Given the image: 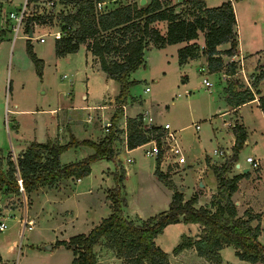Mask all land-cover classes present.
<instances>
[{"label":"rangeland","instance_id":"obj_1","mask_svg":"<svg viewBox=\"0 0 264 264\" xmlns=\"http://www.w3.org/2000/svg\"><path fill=\"white\" fill-rule=\"evenodd\" d=\"M19 1L2 0L0 3V31H2V44L0 45L1 152H6L4 156L7 154L17 156L15 151L20 145L27 146L35 140L45 141L48 136H56L60 128L67 131V122L72 123L74 120H78L79 124L75 122L77 127L71 124L75 135L68 129L67 138H64L66 135H63L64 139L60 140L61 134L58 133L55 140H51L63 144L71 137L74 140L78 138L95 142L108 137L109 133L107 136L101 137L105 134V130H101V126L98 125L104 124L106 118L111 116V109L89 110L82 106L102 104L107 101L108 93L118 92V82L107 78L101 70L91 72L92 68H89L85 61L86 52L83 46L76 52L62 57H57L55 54V39L50 31L59 29L62 24L60 19L55 17L61 12L74 11V6L69 3L59 5L58 0H53V9H48L49 0H36L39 14L51 12L53 20L36 24L32 37H27L23 29H20L18 35L15 36L10 21L2 23L3 11L6 13L15 9V5ZM133 1L139 3V0H110L100 3L98 9L109 10L117 5ZM184 16L191 17L192 14L185 13ZM42 35L46 38L43 42L39 40ZM29 46L31 52L28 51ZM112 53L108 56H112ZM95 58L99 62L98 57L95 56ZM225 58L228 59L229 56H225ZM35 59L39 62V67ZM167 62L161 52L151 50L147 54L146 65L142 64L134 70L132 77L136 82L129 87L126 114L131 115L147 108L158 122L164 123L165 120H168L172 124L175 132L172 140L173 163L175 165L167 167L163 164L160 168L163 169V172H167L171 178L173 177L178 186H184L186 195L190 196L194 186L199 185L202 181L205 182V179L211 186L216 184L213 170L206 165L205 157L210 153L213 159H222V157L214 155L212 150L218 148L226 152L228 144L213 138L209 120L204 118L207 115L206 104L210 94L218 95V93L210 92L202 85V74L197 70L196 63L191 65V84L195 92L192 104L196 107L195 110H192L186 100L181 102L182 97H177L176 92L182 87L180 75L176 72V66L171 63L167 66ZM248 65V62L244 63L246 73L250 71ZM39 68L42 75L38 74ZM206 73L207 78L213 82L212 91L217 90L219 85H223L222 72ZM65 74L66 76H64ZM146 85L150 86L149 91L144 90ZM135 96L137 100L133 101ZM173 99L174 102H171ZM89 112L92 115L98 112L99 118L89 121ZM74 114L75 119L72 118ZM70 115L71 117H69ZM177 115L179 121L177 119L175 122L173 116ZM121 119L122 121L125 119L123 113L118 121ZM196 123L200 124V129L195 128ZM217 125L222 129V132H225L221 118L217 119ZM80 145L90 146L88 144ZM148 145L138 147L133 151L123 148L117 156L101 157L92 161L90 175L84 177L81 182L67 181L61 188L47 191L39 188L34 192L31 207L28 205L24 193L20 196L1 194L0 220L5 219L7 226L4 230H0V240L3 236L11 234L12 238L16 237L19 240L20 247L22 246L24 250L22 252L18 249L14 256L11 254V259L17 264L19 262V264H59L58 255L61 251H55L52 254L46 253V246L51 245L52 247L50 242L57 237V234L59 237L68 238L76 234V231H86L84 230L86 224L83 225V220L88 208L90 214L97 210L98 212L104 211L103 215L108 214L107 190L116 186V172L121 167L124 169V188L121 190L125 198L122 207L124 214L146 218L158 214L164 209L167 210L171 190L155 174L157 161L145 153ZM262 148H264L263 145ZM91 149L94 151L93 147ZM116 149L119 150L120 147ZM113 150L115 152L114 148ZM64 151L61 154L62 161L89 155L86 152H81L78 148L75 150V148L69 147ZM248 154H252V156L254 154L252 144L242 146L237 152V162L240 163L241 169L251 167L250 163L246 161ZM129 157L133 159L132 162L128 161ZM4 166L6 168V165ZM253 170L254 168H252ZM67 208L73 209V213H66ZM27 213L29 217L35 219L34 227L29 229L27 224L25 231L20 233ZM18 218H21L20 222L23 225L18 222ZM70 218L74 222H71ZM72 223L76 225L74 228L71 226ZM62 224H64V227L61 228L62 232L57 231ZM195 231L193 226L186 227L184 231L179 232L175 242L176 236H172L170 229L160 233L162 235L159 237L160 242L165 247H171L170 253H168L171 254V264H201L203 262L196 251L190 250L178 254L173 252L174 247L180 242L182 234L185 232L190 234ZM33 239L38 247H43L41 250L32 249L35 244L29 242ZM258 239L264 244V233ZM54 246L57 247V245ZM64 255L65 253L62 256L64 257ZM220 255V264H253L237 257L233 246L222 248ZM258 264L263 263L258 262Z\"/></svg>","mask_w":264,"mask_h":264},{"label":"trees","instance_id":"obj_2","mask_svg":"<svg viewBox=\"0 0 264 264\" xmlns=\"http://www.w3.org/2000/svg\"><path fill=\"white\" fill-rule=\"evenodd\" d=\"M35 1V0H34ZM74 6V11L61 12L56 18L62 22V35L55 39L57 55L77 51L81 43L97 56L101 69L120 84L116 96V110L111 117L109 136L101 141L75 140L71 137L66 143L52 140L45 142L32 141L20 152L16 161L11 154L2 155L0 150V195L24 193L28 205L32 194L41 186H52L61 178H82L91 171L92 161L101 157H114L113 141L119 137L116 123L123 113V104L127 102L129 87L136 82L130 79V73L144 64V49L153 44L163 47L166 44L187 41L178 50L179 63L203 53L207 56L209 69L212 71L226 68L228 74L235 72V64L224 62L223 56L236 54L238 45L237 20L233 8V0L223 1L216 6H207L203 0H183L173 4L171 0H148L144 5L133 1L120 4L109 10H100L98 5L110 0H61ZM191 13V17L184 16ZM52 14H34L29 16V23H47L52 21ZM156 20L167 21V31L162 34L153 26ZM204 32L205 42L200 46L189 42ZM2 31H0L1 42ZM228 42L229 47L219 49L218 46ZM28 51L31 52L30 46ZM113 52V53H112ZM112 53V56H108ZM37 66L39 62L35 59ZM41 75V69H38ZM251 85L257 86L264 79V63L258 64L251 74ZM238 80L233 78L225 88L227 101L231 105H239L254 97L249 87L238 89ZM259 105L264 112V95L259 98ZM141 115L127 118V146L137 147L150 138L142 129ZM158 135L164 133L161 126H154ZM234 152L229 161L222 166H214L218 187L210 206L197 207V194L189 199L175 185L171 176L163 172L156 159L155 174L172 189L169 208L145 219H131L123 212L125 198L122 195L124 169L116 172V186L109 188L111 213L102 218L87 233H80L68 239H58L55 245H64L73 251L74 258L70 264H99L93 246L105 238L106 245L113 249L116 256L128 264H171L168 253L155 241L169 223L179 221L195 222L202 226L197 236L182 234L180 242L173 252L179 253L185 248L194 247L199 256L205 257L208 264H220V249L224 245H233L240 259L251 263L264 264V244L258 237L261 231L260 214L245 210L243 216L237 215V207L232 199L238 187V181L248 172L225 175L231 163L237 158L236 152L244 145L247 132L241 123H234ZM88 144L94 153L76 161L62 163L61 153L72 146ZM6 165V168H4ZM19 179L23 190H20ZM256 219L258 222L252 224ZM0 264H3L0 256Z\"/></svg>","mask_w":264,"mask_h":264},{"label":"crops","instance_id":"obj_3","mask_svg":"<svg viewBox=\"0 0 264 264\" xmlns=\"http://www.w3.org/2000/svg\"><path fill=\"white\" fill-rule=\"evenodd\" d=\"M10 1H17V0H10ZM182 1L183 0H171V2L173 4L180 3ZM203 1L207 6L211 7V6L219 5L223 1H226V0H203ZM1 2H2V0H0V3ZM58 2H59V5L65 4V2H63L61 0H58ZM233 8H234L235 15H236L237 31H238V45H237V51H236V58L242 59L243 67H244V63L246 64L248 62L249 63L248 69L250 70L247 73L245 71V68H244V73H242L239 70V72L237 73V76L235 77L239 83L237 86L238 89H243L246 86L249 87V83H250L249 77L252 74V72L256 71L258 64L264 63V0H233ZM152 25L157 27L162 34H165L167 31V21L166 20H156L152 23ZM34 30H35V27H34ZM189 42H196L200 46H203L204 42H205L204 32H199L198 37L190 40ZM187 43H188L187 41H183V42H178V43L166 44L163 47H156L153 44H150L144 49L145 62L143 65H146L147 54L151 50H156V51L161 52L163 57L166 58V60L168 61L167 66L170 63L172 65H175L176 66V72L180 75L182 87L180 88V90H178L176 92L177 97H182L181 102H183V100H186L189 103V108H191L192 110H195L196 107H195V105L192 104L194 102V99H195V92H194V89H193L192 84H191V65L193 63H196L195 65L197 67V70L199 71V73L202 74V81H201L202 85L206 89L210 90V92L218 93V95H215V93L210 94V98H208V101L206 104L207 115L204 118L209 120V123H210L211 128H212L213 138H215L216 141H225L228 144V147H226V152L228 153V155H226V156L225 155H218V154L214 153V149H218V148H214L212 150V153L214 155L222 157V159L215 160L212 158V155H210V153L208 155H206V157H205L206 165L213 170V173L215 175L216 184L214 186H211L210 183L208 182V180L205 179V182L202 181V182H200L199 185L194 186L191 195L187 196L185 193V187L182 185L178 186V184L175 182L173 177H172V180L175 183V185L183 192L185 199H189L194 193H196L197 194V202L195 203V205L197 207L210 206L211 199H212L213 195L216 193L217 187H218V181H217L216 173L214 171V166H219V167L222 166L226 161H229V159H231V156H233L235 154L233 148H234L236 137H235V134L233 131V125L236 122L241 123L245 127L246 132H247V136H246L244 145L252 144V149L254 151L253 157L259 162V164L257 167H253L250 164L251 167H248V171H246V172H248V174L244 175L243 177H241L239 179L238 187L233 192L231 197L236 204L238 216H243L245 213V210H250L253 213H259L260 214V220H259L260 225H261V231L259 234V238H260L262 236V234L264 233V148H262V145L264 147V112L259 105V98H260V96L264 95V79L261 80L257 86L249 87L253 91L254 97L252 99H249V100H247L244 103H241L239 105H235V106L231 105L227 101V95L228 94H227L225 88L228 86V84L230 83V81L233 78H231L232 76L227 73L225 67H223L219 70H215V71L210 70L209 66H208L207 56L204 55L203 53H200L196 57L188 58L183 63H179L178 50L181 47H183L184 45H186ZM1 44H2V42H0V45ZM81 46H83L85 49V52H86L85 61H86V64L89 65V68H92L91 72L96 71V70L97 71L98 70L103 71L101 69L99 62L96 60L95 55H93L92 52L87 48L86 43H81L79 48ZM228 47H229L228 42H225V43L218 46V48L222 49V50L226 49ZM54 50H55V42H54ZM74 52H76V51H74ZM69 53H72V52H69ZM69 53H66V54H69ZM55 54H56V51H55ZM66 54H64V55H57L56 54V56L62 57V56H65ZM222 56H223L224 62L228 61L229 58L226 59L225 55H222ZM240 68H241V66H240ZM103 72L106 74L105 71H103ZM206 72H222V80L224 82L223 85L222 86L219 85L217 90L212 91L211 86L213 85V82L209 78H207V76L205 75V74H207ZM133 73H134V71H132L130 73V79H134L132 77ZM41 75H42V72H41ZM162 75L164 76L165 74H162ZM64 76H66V74ZM106 77L109 78L110 80L113 79V78L109 77L107 74H106ZM205 80H208L209 84H206ZM118 86H119L118 92H113L112 94L108 93V100L104 101L102 104H93V105L85 104L82 107L87 108L89 110H96V109H103V108L111 109V114H110L111 116L109 118H106V122H110L111 117L115 113V110H116L115 97L118 95L119 90H120L119 82H118ZM146 87H148V89H146ZM144 90L149 91L150 86L146 85ZM83 97H85V95H83ZM133 98H134L133 101L137 100L136 96ZM171 102H174V99L171 100ZM126 106H127L126 103L123 104V116H125V119L123 121L121 119L120 121H118L116 123L117 128L119 130L118 131L119 137L117 139H114V141H113V148L115 149V153H116L115 156H117L118 153L123 148H126V150H128V151H133L138 147L147 145L146 143H144V144L138 145L137 147H134V148H129L127 146L126 126H127V118L128 117H137L139 115H142V113L144 111H147L150 114V116L152 117V121L155 124V126H161L162 127L167 122L170 124L171 130L173 129L172 124L168 120H165L164 123L158 122L157 120H155L156 119L155 116L147 108H145L144 110H141V111H137L134 114L128 115V114H126ZM15 107H17L16 104H15ZM72 110H74V109H72ZM74 116H75V114L72 116L73 119H75ZM69 117H71V115ZM76 118H77V114H76ZM98 118H99L98 112H96L95 115H92L91 112L88 113V120L89 121L93 120V119H98ZM218 118L222 119V127L224 128L225 132H222V129L217 125V119ZM173 119L175 122H177V119L179 121V116L178 115L175 117L173 116ZM75 122H76V124H78V120H74L72 123L67 122V131H65L64 128L59 129L58 133L61 134L60 140L67 138L68 129L70 130L71 133L74 134V131L71 128V124L77 127V125H75ZM106 122L104 124L98 125V126H101V130L102 129L105 130V134H103L101 136L102 138L107 136V134L109 133V131H106V129H105ZM17 125L18 124L16 123L15 126L17 127ZM195 128L200 129V124L196 123ZM57 134H56V136L54 135L53 137L48 136L45 141H47L49 139L55 140V138L57 137ZM63 135H66V137L64 136V138H63ZM78 140H82V139H78ZM45 141H40V142H45ZM25 147L26 146L20 145L18 147V150L17 151L14 150V151L18 155L20 152H22L25 149ZM118 147H120L119 150L116 149ZM70 148H75V150L78 148V150H80L81 152L82 151L86 152L89 155L94 153V151L91 149L90 146L78 145V146H72ZM63 152H65V151H63ZM89 152H92V153H89ZM4 154H6V152L3 153V155ZM148 156H150V155H148ZM236 156H237V152H236ZM247 156H252V154H248ZM83 157L71 159L68 161H62L61 155H60V160L62 163H68L71 161L79 160ZM151 157H153V156H151ZM132 160L133 159L131 157L128 158L129 162H132ZM165 165H167V163H165ZM252 168H254L253 171H252ZM160 169L163 170L162 168H160ZM243 170H244V168L241 169V165L239 162H237V158H236L231 163L230 169L228 171H226L225 175L232 176L234 174L243 173ZM89 175H86L84 177H87ZM84 177L79 178V179L72 178V177L61 178L60 180H58L56 183H54L50 187L41 186L39 188H41L42 190L45 189V191L53 189V188L58 189V188L62 187L64 182L73 181V180L75 182H81V181H83ZM169 189L171 190V196H170V202H171L173 191L171 188H169ZM37 190H35L34 192H36ZM34 192L32 194V197L34 195ZM108 193H109V188L107 190V199H108V206H109V208H107L108 214L103 215L104 211L98 212V210L95 213L90 214L89 213L90 209L88 208V210L86 211V217L83 220V225L86 224V229H84L86 231H81V232L76 231V234L89 232L92 229V227H94V225L98 224L101 221L102 218L108 216L111 213L110 199L108 198ZM170 202H169V204H170ZM32 203H33V199L31 201V204ZM31 204L29 205L30 207L33 205V204L32 205ZM165 210L166 209H164L163 211H165ZM65 212L66 213H73V209L67 208L65 210ZM125 215L131 219H136V220L137 219H145V217H141V216H138V217L134 216L133 217L129 214L128 215L125 214ZM27 218L31 219L33 221L32 226L27 227V228L33 229L34 224H35V219L33 217H29L28 213H27ZM20 219L21 218H18V222H20ZM3 220L5 221V219H3ZM71 222H74L73 219H71ZM257 222L258 221L256 219H254L252 221V224H256ZM21 224L23 225V223H21ZM187 225L193 226L196 231L194 233H190V234L185 232V234L197 237L201 233L202 226L199 223L183 222V221L167 224L164 227L163 232L170 229L172 236H174V235L176 236L174 239V242H175V240L178 238L179 232L184 231L185 228L188 227ZM71 226H72V228H74L76 225L72 223ZM62 227H64V224L60 225L59 228L57 229V231L62 232L61 231ZM24 231H25V228H24ZM24 231H22V229H21L20 233H23ZM76 234H74V235H76ZM161 234L160 233L157 234V236L155 237V241L161 248H163L165 251H167V253H170L169 250L171 247H165L160 242L159 237L162 236ZM10 235L11 234H9V236L5 235L0 240V256L2 258L3 263H5V264H17L16 262L13 261V259H11V254H13V256H14V254L18 251V249L22 250V252H24V250L22 249V246L20 247L19 240L16 237L12 238ZM68 238L59 237V235L57 234V237L50 242L52 244V247L51 248L47 247L45 249V252L50 253V254H52L55 251H61V253H59V255H58V260L60 261L59 264H70V262L74 258L73 251L70 248H67L64 245H59L56 248L54 246L55 242L58 239H68ZM35 242L33 239L29 243H33L36 246L37 244ZM170 246H172V245H170ZM225 246H233V245H224L222 248H224ZM34 247H32L33 250H35V249L41 250L43 248V247H38V245L35 248ZM222 248L220 249V251L222 250ZM26 249H25V251H27ZM190 250L196 251L194 247H189V248L183 249L180 252L190 251ZM234 250L236 251L235 247H234ZM35 251H37V250H35ZM93 251L96 254V258H97V261L99 262V264H122V263L128 264L122 258L117 257L114 250L109 248L106 245L105 238H101L100 241L93 246ZM63 252L65 253L64 257L62 256L64 254ZM235 255H236V253H235ZM170 257H171V254L169 255V260H170ZM200 257L203 259V262L201 264H208V261L205 259V257H203V256H200ZM108 261H110V262H108ZM254 264H258V262L254 263Z\"/></svg>","mask_w":264,"mask_h":264},{"label":"built area","instance_id":"obj_4","mask_svg":"<svg viewBox=\"0 0 264 264\" xmlns=\"http://www.w3.org/2000/svg\"><path fill=\"white\" fill-rule=\"evenodd\" d=\"M48 9H53L54 2L52 0L48 1ZM15 9L7 11L5 14V22L10 21V25L15 33V36L18 35V32L20 29H23L25 32V35L28 37V31H29V22L28 18L31 15L39 14L40 12L37 11L36 8V2L34 0H20L16 5ZM51 14V12H46V14L42 15H48ZM56 18V17H55ZM37 23L33 24V33H34V27ZM54 39H58L62 35V30L56 29L54 31H50ZM49 32V33H50ZM46 38L42 35L39 37L40 41H44ZM229 62L235 64V72L230 74L232 77L235 78L237 76V73L239 70L244 73V67L242 64L241 58H236V54H233L228 59ZM241 66V68H240ZM245 75V74H244ZM249 87H251V80L249 77ZM206 84H209L208 80H205ZM148 89V87H146ZM141 121H142V129H144V132L149 136V140L146 142V144H149L148 147L145 149V153L147 155L153 156L155 159H159V166H162L163 164L167 163V167L171 166L173 167L175 163H173V144L172 140L175 136L174 130H171V126L169 123H165L162 128L164 129V133L161 135H158V132L154 130L155 124L152 121V117L147 111H144L141 115ZM111 121L106 122L105 129L106 131L110 130ZM214 153L218 155H226L228 154L224 150L221 149H214ZM16 155H12V159L16 161ZM246 161L249 162L253 167H257L259 162L253 157V156H247ZM19 186L20 190H23L22 181L19 179ZM33 221L31 219H28L27 216H25L24 225L22 227V231H24V228L27 226L31 227ZM7 226L6 222L4 220H0V230L5 229Z\"/></svg>","mask_w":264,"mask_h":264},{"label":"water","instance_id":"obj_5","mask_svg":"<svg viewBox=\"0 0 264 264\" xmlns=\"http://www.w3.org/2000/svg\"><path fill=\"white\" fill-rule=\"evenodd\" d=\"M146 2H147V0H139L140 5H144ZM5 16H6V14L3 11V21H2L3 24H5ZM32 36H33V23H30L29 24L28 37H32ZM246 171H248V167L244 168V170H243V172H246ZM46 247L51 248V245H48Z\"/></svg>","mask_w":264,"mask_h":264}]
</instances>
